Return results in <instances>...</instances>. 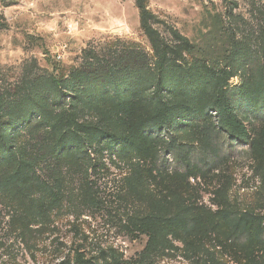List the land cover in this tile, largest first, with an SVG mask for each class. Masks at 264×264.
I'll list each match as a JSON object with an SVG mask.
<instances>
[{"label":"rangeland","instance_id":"rangeland-1","mask_svg":"<svg viewBox=\"0 0 264 264\" xmlns=\"http://www.w3.org/2000/svg\"><path fill=\"white\" fill-rule=\"evenodd\" d=\"M146 11L145 30L134 0H0V178L19 158L57 195L42 213L0 191V264H264V0ZM177 212L191 229L147 224Z\"/></svg>","mask_w":264,"mask_h":264},{"label":"trees","instance_id":"trees-1","mask_svg":"<svg viewBox=\"0 0 264 264\" xmlns=\"http://www.w3.org/2000/svg\"><path fill=\"white\" fill-rule=\"evenodd\" d=\"M138 9L140 10V21H141V27L146 30L147 22L150 19V14L148 11H146V0H134ZM144 60V59H143ZM142 62V61H141ZM144 62V61H143ZM134 63H138L136 59H134ZM133 70H138L143 68V64H139L136 66H132ZM264 98V95H263ZM264 103V101H263ZM264 105V104H263ZM264 108V106L262 107ZM261 108V109H262ZM214 109V112L218 114V117L222 124V130L225 132H231L233 133V129L236 128V121L234 120L235 116V105H233L230 108V112H226L225 107H222L218 104L214 105L212 107ZM12 129H7V127H4L2 124H0V147L5 145V142L7 141L6 138L10 136V132ZM234 134V133H233ZM6 137V138H5ZM61 150H65V147H62ZM165 152L167 155L170 156L171 162L173 165L176 166L177 171H185L186 170V150L184 147H179L175 145V143H167L165 145ZM12 154V153H11ZM63 158H66V155H63ZM9 161H13V155H0V166L4 165L5 163H9ZM165 164L167 162V159L165 157L160 158V163ZM21 161L18 158V163L15 164V168L11 167V173L7 177L0 178V191L3 193H6L11 199L16 201V205L24 207L25 209H37V210H43L48 209L49 205L44 206L41 203V197H47L52 198L54 201L57 200V195L53 192V186L50 185L45 179L40 178L39 176H36L33 171L28 170L26 171L25 168L21 167ZM185 164V165H184ZM32 190L35 192H38L40 195V199L35 200L32 199L30 195L26 194L25 191ZM60 191V190H59ZM46 218L40 219L44 220ZM48 221V218L46 219V222ZM148 221L147 224L150 226H168L170 225H178L182 226L183 223L187 224V228L191 229V226L193 224V220L181 215L180 213H174L169 214L164 217H149L146 219ZM18 222L23 223V225L27 224L29 222V219L26 217L19 218ZM43 222V221H42ZM138 223L132 224L134 229L142 230L143 225H141L142 220H137ZM25 223V224H24ZM29 224H27L28 226ZM135 230L139 232V230ZM246 236H250L249 233H245ZM149 241L152 243L153 237L155 235L149 234ZM257 244L264 248V228L260 231L259 236L257 235ZM149 242L146 249L140 254L139 258L142 259V257L145 255V253L149 252ZM69 256L65 255L59 259V262L53 261L51 264H70ZM58 260V259H56ZM74 261L76 264H82L84 263V259L82 258V255L76 252ZM104 261H106V264H129L128 262L122 261L116 257L115 252L112 251L108 256L104 257Z\"/></svg>","mask_w":264,"mask_h":264}]
</instances>
